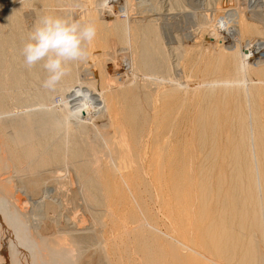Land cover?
I'll list each match as a JSON object with an SVG mask.
<instances>
[{
	"label": "bare ground",
	"instance_id": "obj_1",
	"mask_svg": "<svg viewBox=\"0 0 264 264\" xmlns=\"http://www.w3.org/2000/svg\"><path fill=\"white\" fill-rule=\"evenodd\" d=\"M229 1L188 51L156 0H0V264H264V19ZM46 14L97 29L55 91Z\"/></svg>",
	"mask_w": 264,
	"mask_h": 264
},
{
	"label": "clouds",
	"instance_id": "obj_2",
	"mask_svg": "<svg viewBox=\"0 0 264 264\" xmlns=\"http://www.w3.org/2000/svg\"><path fill=\"white\" fill-rule=\"evenodd\" d=\"M96 34L93 22L43 15L33 25L21 49L24 65L31 69L40 64L47 74L42 87L55 91L71 71V64L87 57V45Z\"/></svg>",
	"mask_w": 264,
	"mask_h": 264
},
{
	"label": "rangeland",
	"instance_id": "obj_3",
	"mask_svg": "<svg viewBox=\"0 0 264 264\" xmlns=\"http://www.w3.org/2000/svg\"><path fill=\"white\" fill-rule=\"evenodd\" d=\"M157 1V7H158V11H157V13H158V19H159V21H160V23H161V21H162V24H163V22L164 21H167L168 23V27H167V29L166 30H168V31H170L176 38H178V35H179V39L181 40V43H183L184 41H186L187 42V44L185 45L184 43H186V42H184L183 44H184V49L186 50V48H187V50L189 49L190 50V48L192 47V45L193 44H195V43H193L194 41L196 42L197 40H194V39H198V38H201V37H197V35H198V33H194V30L196 31V32H198L197 30H200V27H197L196 26V23H197V21H196V19L197 18H195L196 16H197V13L199 12H203V13H207V12H210L211 10L212 11H215L216 9H211V7H213L214 6V8H216L217 7V5H216V7H215V3L213 2L212 3V0H186V2L185 3H183L182 5H184V6H182V5H179V6H174V8L176 7V9L174 10V11H172L171 12V10H172V1L171 0H156ZM241 1V0H240ZM246 0H243V2L244 3H247L248 1H250V0H247L246 2H245ZM252 1H253V4H252ZM230 2L232 3L233 2V5L236 3V1L234 2L233 0H230L228 3L230 4ZM243 2L241 1L240 3H242L243 4ZM250 3L252 4V5H254L255 6V11H257V12H259L261 15V18H263L264 19V0H251L250 1ZM213 4V6H211ZM231 5V4H230ZM244 5V4H243ZM249 3L248 4H245V8H248L249 7ZM182 8H181V7ZM179 7V8H178ZM249 9V8H248ZM205 10V11H204ZM173 12H174V14H173ZM175 12H177V13H175ZM172 13V14H171ZM169 14V15H168ZM193 14H195V15H193ZM169 16V18H168V16ZM174 16H175V18H174ZM168 19H170V20H168ZM193 20V21H192ZM171 21V22H170ZM195 23V24H194ZM194 26H195V28H194ZM175 27V28H174ZM178 27V28H177ZM259 27H260V30H261V33H262V38L261 39H258V41H262V46L264 45V20H262L261 21V23H260V25H259ZM192 29V31L190 30L189 31V29ZM201 30H202V33H204V30H203V27L201 28ZM201 30H200V32H201ZM174 31V32H173ZM188 32L187 34H186V32ZM184 32H185V34H186V36L185 35H183L184 34ZM192 33V34H190V33ZM202 33H199V34H202ZM190 34V35H189ZM195 34H197L196 35V37H195ZM192 35V36H191ZM194 35V36H193ZM180 36H182V37H180ZM186 38H185V37ZM200 36V35H199ZM184 37V38H183ZM195 37V38H194ZM184 41H183V40ZM179 40V41H180ZM194 40V41H193ZM164 43H165V46H166V49H167V53H168V56H169V60L170 61H172V63L175 61L176 62V60H177V57H176V54H177V50H175L176 48L172 45V44H170V43H172V41H173V38L170 40L171 42L169 43V41H167L166 39H164ZM188 41H193L192 43L191 42H189L188 43ZM257 41V43H258V45H260L261 44V41L260 42H258ZM174 42H175V40H174ZM260 43V44H259ZM168 44V45H167ZM182 44V45H183ZM188 45V46H187ZM191 45V46H190ZM171 46V47H170ZM187 46V47H186ZM261 46V45H260ZM188 47H190V48H188ZM175 48V49H174ZM188 50V51H189ZM187 52V51H186ZM186 52H185V54H186ZM184 60L185 59H183L182 60V63H181V65L184 63ZM184 67H185V65H184ZM184 67L182 68V66H181V68L184 70V72L186 73V71H185V69H184ZM191 72H193V71H191ZM179 73H182V70H180L179 71ZM189 75H190V72L188 73ZM187 76V74L185 75H183V79L182 80H185L184 79V77L186 76L187 77V79H188V77H191L190 79H193L192 77H193V74L192 75H190V76ZM179 78L180 76L178 75L177 76V74H174V78ZM180 79V78H179ZM181 80V81H182ZM180 82V81H179ZM194 102H192V103H190L189 104V106L190 105H192ZM195 104V103H194ZM248 141L250 142V141H252V143H254L255 141L253 140V139H250V138H248ZM42 184H40V186H41ZM247 186L249 187V188H253V184L252 183H250V182H248L247 183ZM39 187V186H38ZM37 187V188H38ZM36 188V189H37ZM39 189V188H38ZM35 191V190H34ZM33 191V192H34ZM36 192H38V191H36ZM40 192H42V191H40ZM253 192H255V191H253ZM42 193H45V192H42ZM32 194H36V193H32ZM251 195H253L252 193H250ZM46 195V196H45ZM41 197H47V198H49V197H51L52 196V194L51 193H46V194H43V195H40ZM40 196H38V197H40ZM98 226H96V227H94V230L96 231V232H99V233H104V236H108L109 235V233H107V232H103V230H104V226H103V224H101V223H98L97 224ZM99 225H101V226H99ZM45 232H48V231H45ZM28 251V250H27ZM229 264H236V262H235V260H230L229 261Z\"/></svg>",
	"mask_w": 264,
	"mask_h": 264
}]
</instances>
